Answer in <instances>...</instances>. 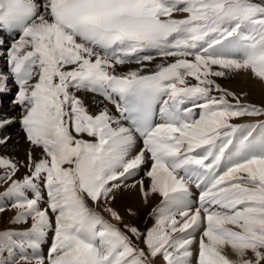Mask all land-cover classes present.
Here are the masks:
<instances>
[{
	"label": "snow or ice",
	"instance_id": "1",
	"mask_svg": "<svg viewBox=\"0 0 264 264\" xmlns=\"http://www.w3.org/2000/svg\"><path fill=\"white\" fill-rule=\"evenodd\" d=\"M5 33L0 264H264V99L224 83L264 92V0H0Z\"/></svg>",
	"mask_w": 264,
	"mask_h": 264
},
{
	"label": "bare ground",
	"instance_id": "2",
	"mask_svg": "<svg viewBox=\"0 0 264 264\" xmlns=\"http://www.w3.org/2000/svg\"><path fill=\"white\" fill-rule=\"evenodd\" d=\"M225 86L231 87L234 90H245L249 91L250 95L248 97L249 100L253 102H259L261 99H264V92H262L259 85L256 84H249L246 83L243 79L238 80H232V81H225ZM252 88V91L250 89ZM14 126V125H13ZM12 126L5 129L7 134H9L12 137L11 142L7 145L6 148H2L3 152H12L16 155L18 159L23 160L25 156V150L27 148V144L24 140V134L14 128ZM155 201L150 202L149 204L143 203V201L139 198L138 194L134 191L124 192L122 193L116 202V207L123 213L124 209L131 206L135 212L136 216L132 217V221L141 227L144 226L145 221L148 220V214L151 210V208L154 206ZM11 213H5L3 214V220L6 222L7 218ZM126 219H129L126 217ZM150 224L151 221H148Z\"/></svg>",
	"mask_w": 264,
	"mask_h": 264
},
{
	"label": "rangeland",
	"instance_id": "3",
	"mask_svg": "<svg viewBox=\"0 0 264 264\" xmlns=\"http://www.w3.org/2000/svg\"><path fill=\"white\" fill-rule=\"evenodd\" d=\"M250 91H252V88L250 89Z\"/></svg>",
	"mask_w": 264,
	"mask_h": 264
}]
</instances>
